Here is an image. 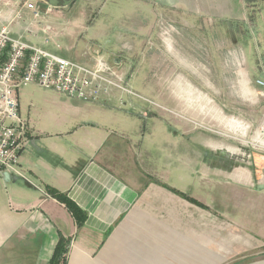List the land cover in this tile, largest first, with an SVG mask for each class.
I'll list each match as a JSON object with an SVG mask.
<instances>
[{
  "label": "crops",
  "instance_id": "obj_1",
  "mask_svg": "<svg viewBox=\"0 0 264 264\" xmlns=\"http://www.w3.org/2000/svg\"><path fill=\"white\" fill-rule=\"evenodd\" d=\"M36 3L48 41L22 21L15 34L88 66L105 59L140 97L196 117L198 101L208 110L214 100L209 86L225 85L227 103L208 112L229 121V84L242 86V102L231 103L264 96V71L246 57L264 45L252 23L264 18V0ZM133 96L114 90L92 102L36 83L18 88L26 138L19 172H0V264H48L59 240L62 264H264V181L246 165L250 151Z\"/></svg>",
  "mask_w": 264,
  "mask_h": 264
},
{
  "label": "built area",
  "instance_id": "obj_2",
  "mask_svg": "<svg viewBox=\"0 0 264 264\" xmlns=\"http://www.w3.org/2000/svg\"><path fill=\"white\" fill-rule=\"evenodd\" d=\"M38 0L15 3L0 0V172L17 171L19 153L26 138V123L18 113L17 90L28 83L55 90L82 101L110 97L114 90L139 96L124 78L102 58L92 67L48 51L14 33L13 23L23 22L27 33L40 31L50 38V25L39 19ZM50 6V5H49ZM45 8L48 12L50 7ZM30 10L31 17L23 15ZM17 35V36H14ZM58 46V44H57ZM256 83L264 85L257 79ZM140 97V96H139Z\"/></svg>",
  "mask_w": 264,
  "mask_h": 264
},
{
  "label": "rangeland",
  "instance_id": "obj_3",
  "mask_svg": "<svg viewBox=\"0 0 264 264\" xmlns=\"http://www.w3.org/2000/svg\"><path fill=\"white\" fill-rule=\"evenodd\" d=\"M15 3H19L21 0H10ZM109 3L111 0H107ZM260 10H263V7L260 6ZM252 11V12H251ZM250 11V17L254 14V10L252 9ZM259 19L256 21V18H254L252 21L253 25L259 24L260 29L258 32H264V18L262 16H258ZM255 31V30H254ZM262 37H264L263 33ZM264 45L257 46L252 54H247L246 57L252 61V62H258L257 65L259 66L258 71L259 74H262L264 69ZM83 64V63H82ZM251 64V62H250ZM257 71V73H258ZM214 76L215 72L213 71ZM258 76H254L256 78ZM262 78H264L263 75H261ZM38 85V84H37ZM41 87V86H40ZM200 87V86H199ZM211 92V95L213 96V102H207L208 106L210 108L208 110H205V102L198 101V108L201 107L200 113L201 115L189 116L187 114H184L181 111H179L178 108L173 107L171 102L162 100L157 98L154 95L146 94L143 92V97L139 96H133V98H138L141 102H145V104L148 106V108H153L158 111L164 112V114L170 118H175L176 120H181L182 122H185L186 124H192L195 125L205 131H208L206 134H212L213 141L217 142L219 145L227 146L231 149L239 150V152L247 153L250 151V156L248 157V165L247 167H250L252 169V172L254 173L253 176H256L259 181H264V147L260 144L263 143L264 139V119L262 120V123H259L257 117L258 112L264 110V96L258 97L255 99V103L252 102V100L247 101L246 105L244 107L242 105H237L238 103H231L232 100H237L236 95L241 94L242 86L236 85V84H229L228 85V92L229 99H228V107L230 108L229 112H227V115L229 116V121L226 119H221L220 117H216L215 113L212 117L208 111L211 110V108L214 109V107H221L222 105H225L226 102V95L227 92L225 91L226 86L215 84L213 86ZM43 88V87H41ZM46 89V88H43ZM133 90V89H132ZM134 91V90H133ZM253 98V92L250 95ZM239 101L242 102V97L238 96ZM204 105V106H203ZM224 107V106H223ZM206 112V113H203ZM255 113V114H254ZM254 114V116H253ZM257 117V118H256ZM262 119V117H261ZM224 122L227 123V126H224ZM245 123L248 125L246 128V131L244 133L239 132L238 129L240 125ZM233 124V125H232ZM239 125V126H237ZM243 126V125H242ZM260 131V134H256V132ZM257 137H259L257 139ZM261 141V143H260ZM185 166V165H182ZM187 169V168H186ZM182 174H185V172L181 169ZM15 172H19L18 169ZM171 172V171H170ZM171 178H177V173L172 172L170 174ZM173 181V180H172ZM178 184H181L180 182H175ZM231 215V214H230ZM241 215V214H237ZM231 216L235 217L236 214H232ZM242 216V215H241Z\"/></svg>",
  "mask_w": 264,
  "mask_h": 264
},
{
  "label": "trees",
  "instance_id": "obj_4",
  "mask_svg": "<svg viewBox=\"0 0 264 264\" xmlns=\"http://www.w3.org/2000/svg\"><path fill=\"white\" fill-rule=\"evenodd\" d=\"M48 191L55 196L56 198H58L59 200L61 199H65L64 197H62L61 194L54 192L52 189L48 188ZM186 196V195H185ZM67 201V200H66ZM66 205L68 206V208L75 213V211L77 212V207L72 205L69 201L66 202ZM64 244L65 242L62 240H59L54 252L50 258V261L48 264H59V263H64L65 262V258H64V252H65V248H64Z\"/></svg>",
  "mask_w": 264,
  "mask_h": 264
},
{
  "label": "water",
  "instance_id": "obj_5",
  "mask_svg": "<svg viewBox=\"0 0 264 264\" xmlns=\"http://www.w3.org/2000/svg\"><path fill=\"white\" fill-rule=\"evenodd\" d=\"M46 2L50 5H53V6H58V5L65 6V5H68L72 2H74V0H46ZM2 175L7 177L8 173H3ZM263 185L264 184H262L261 186H263Z\"/></svg>",
  "mask_w": 264,
  "mask_h": 264
}]
</instances>
